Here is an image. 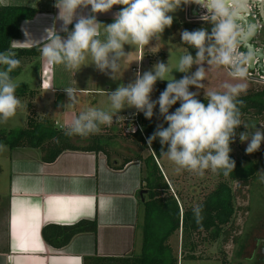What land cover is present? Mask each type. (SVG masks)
Returning <instances> with one entry per match:
<instances>
[{"label":"clouds","instance_id":"9594fccd","mask_svg":"<svg viewBox=\"0 0 264 264\" xmlns=\"http://www.w3.org/2000/svg\"><path fill=\"white\" fill-rule=\"evenodd\" d=\"M228 0H56L55 7L59 9L58 19L63 20L62 31L67 38H62L53 26L47 29V43L41 47V56L50 65L64 64L67 69H80L90 55L92 64L107 74L111 70V78L119 68L120 60L128 54L124 45H135L144 48L153 39H159L165 28L171 27L173 13L181 4H200L212 13V28L195 31L184 30L181 39L197 50L193 57L189 52L183 55L175 70L188 73L192 66L199 67L192 75H185L179 80L173 76L166 79L169 65L163 62L154 65L153 70L142 75L136 73L134 82L127 85L120 84L109 93L111 109L105 111L95 107L79 113L66 135L98 134L101 125L111 126L114 122L125 119L117 116L123 108L134 107L143 112L145 118L153 117V109L159 105V112L167 122L165 128L159 125L148 138V148L159 138L162 146L167 145V151H161L178 169L203 176L205 170L213 173H223L229 176L235 169V161L230 158V144L237 135L236 129L244 125L246 131L239 133L243 143L248 141L246 153L258 151L264 142V127L253 125L254 131H248V125L242 124L241 112L238 104L242 86L225 84V91H207V103L196 97L198 93L189 91L190 86L200 89L204 87L201 81L205 80V62L208 65H235L238 60V37L240 31L234 22L233 16L226 7ZM91 5L93 13L107 12L114 5L123 7L115 14L114 22L105 25L106 38H99V26L95 16H80L74 29L68 32L67 25L72 24L77 9ZM207 14V15H208ZM204 15L201 18L207 16ZM13 41V46L15 45ZM21 61L16 58L12 46L0 52V121L7 122L23 107L20 99L15 95L19 86L11 73L20 67ZM158 80H167L166 89L161 92L157 101L151 100V93ZM71 102L75 90L65 89ZM180 102V107L169 113V109ZM2 147V146H0ZM260 172V180L264 182V171ZM202 208L196 206L193 213L196 223L201 225ZM202 228V225H201Z\"/></svg>","mask_w":264,"mask_h":264},{"label":"crops","instance_id":"0c3cea01","mask_svg":"<svg viewBox=\"0 0 264 264\" xmlns=\"http://www.w3.org/2000/svg\"><path fill=\"white\" fill-rule=\"evenodd\" d=\"M254 1L257 0H228L226 5L234 22L243 24L245 31L244 21H252L247 4ZM55 3L56 0H0V7L24 6L37 11L33 19L22 23V35L14 40V46L12 42L13 49H37L41 53L42 45L47 43L46 30L53 26L62 38H67ZM189 5L182 4L186 8ZM199 7L201 12H207V8L195 3L190 10L196 13ZM121 8L114 5L107 12L93 13L91 5L82 6L72 24L67 25L68 32L80 16L94 15L101 23L99 38L104 40L105 25L114 22ZM141 55L139 51L138 61ZM37 62L39 78L36 87L31 88L36 91L32 103L38 116L53 120L60 128L72 126L86 104V96L113 92L109 85H105L107 90L99 85L100 75L90 55L79 70L67 69L64 64L51 65L46 87L42 82L48 63L41 55ZM35 63L34 60L32 64ZM68 88L75 90L72 102L65 90ZM96 102L102 105V99ZM9 150L10 173L7 187L0 194L7 201L6 212L0 216V264H84L85 257L122 258L141 253L144 210L140 203V161L134 160L118 170L109 165L102 152L68 150L55 162L47 163L38 149ZM114 158L120 163L125 159ZM0 170L4 171L2 167ZM82 220H96L97 232L75 236L62 250L51 248L42 237L43 227L48 224L70 226Z\"/></svg>","mask_w":264,"mask_h":264},{"label":"trees","instance_id":"16d2710c","mask_svg":"<svg viewBox=\"0 0 264 264\" xmlns=\"http://www.w3.org/2000/svg\"><path fill=\"white\" fill-rule=\"evenodd\" d=\"M37 11L33 8L24 6H2L0 7V52H4L12 46V42L19 39L22 35L21 25L24 21L33 19ZM211 17L194 22H180L173 19L171 27H167V32L174 35L175 32L184 30L195 31L206 28L211 32ZM238 37V45L242 44ZM193 57L197 50L182 42ZM16 58L21 61L20 67L11 73L15 80L23 71L25 64L35 60L34 68L39 71L40 65L37 62L41 53L37 49H13ZM247 55L246 49L241 48ZM161 61H165V55L160 54ZM245 63H243L244 65ZM3 67V66H0ZM248 72L253 74L254 70L248 68ZM260 73V72H259ZM264 76V74H260ZM165 83L158 86L157 92L165 90ZM261 87V88H260ZM257 89H250L245 94L239 95L238 104L241 112V120L247 116L255 115L264 120V86ZM15 95L22 100H28L27 105V124L26 127L17 130H0V146H7L11 150L22 148L38 149L43 160L53 163L65 151H90L105 153L108 163L115 169H123L126 164L136 160L142 164V187L145 191L140 198L141 206L144 210L143 241L141 253L137 256L113 258V257H85L84 264H179V253L170 244L173 236L182 234L181 256L182 259L195 261L196 250L198 247L195 235L205 233L207 240L218 243L220 246L228 243L230 239L237 243L239 237L235 236L238 231L236 217L244 208L237 205V199L243 197L242 188L251 187L256 179L259 169L257 162L253 161L248 155L237 159L231 152L230 158L235 161L234 171L227 177L223 173L216 174L219 182L215 189L206 197L200 205L202 208L201 225L196 223L192 207L180 206V192L172 193L171 187L167 183L165 176L160 168L159 162L166 156L161 151H167V145L162 146L159 138L152 142L151 149L148 148V138L155 132L158 125L151 118H145L143 112H139L140 130L135 134H127L135 147L134 157L125 158L122 163L116 160L109 149L115 140L114 135L107 134L106 129L110 126L101 125L98 134L66 135L67 129L60 128L56 123L46 117L38 116L32 100L36 91L32 90L27 84H19ZM207 103V99H199ZM18 111V110H17ZM114 123V122H113ZM131 123V122H130ZM129 123V124H130ZM168 124L165 126V128ZM127 127H129L127 125ZM239 127L236 129L238 131ZM111 130H109V133ZM81 139H88L86 145H80ZM233 143L230 144V148ZM139 151H149V155L143 157ZM159 161V162H158ZM239 187L235 188L234 184ZM141 196V195H140ZM0 205H4L6 212L7 201L0 196ZM246 209V208H245ZM249 210V208H248ZM2 221H0V231ZM98 229L96 220H82L70 226H60L48 224L43 227L42 237L46 244L55 250H62L69 245L71 240L83 233L95 234ZM0 236V241H2ZM205 240V239H204ZM1 247V245H0Z\"/></svg>","mask_w":264,"mask_h":264},{"label":"rangeland","instance_id":"374dc122","mask_svg":"<svg viewBox=\"0 0 264 264\" xmlns=\"http://www.w3.org/2000/svg\"><path fill=\"white\" fill-rule=\"evenodd\" d=\"M192 5V3H190ZM191 5L188 8L182 6V4L177 8L172 15L173 19L184 22V21H194V20H203L206 17L212 16V14H206L207 16L201 18L204 15L196 16L194 11L191 12ZM123 7V6H122ZM181 31H177L174 35H170L165 28L159 39H153L150 41L149 45L144 48H139L135 45H124V51L127 56L123 57L119 62V68L114 73L115 79L111 78V70H107V74L101 72L97 69L98 74L100 75L101 88H105V85H109L112 91H115L120 84L127 85L130 82H134L136 78V72L133 71V68L138 67V52L141 51L142 54V63L140 64V74L142 75L146 71H151L154 68V65L162 62L160 54L165 55V65H169V73L166 74V79H172V76L179 80L185 75H192L198 65H193L188 73L179 72L176 69L179 59L187 54L186 48L182 44ZM238 60L235 65H208L206 62L202 65L205 68V80L201 81L204 84L203 88H196L195 86H190L189 91L198 93L197 99H207L205 92L207 91H225L224 85H239L242 86L244 91L240 95L245 94L250 89H257L260 86H264V81L257 76L256 74H251L247 71V65L245 62L244 65L241 62L245 55L242 52L241 47L237 48ZM241 60V61H240ZM240 61V62H239ZM38 71L35 70L34 64L28 63L23 67L21 75H19L15 82L19 84H27L30 88L34 89L38 80ZM161 83H165L163 87L167 86V80H158L154 85L153 92L151 93V100L157 101L160 94L157 92L158 86ZM261 88V87H260ZM105 90H107L105 88ZM102 99V105L97 104L96 101ZM21 101V99H20ZM23 107L19 108L16 112V115L10 118L7 122L0 121V130H17L20 128L26 127L27 124V105L28 100L21 101ZM89 107H95L105 111H113L111 109L109 94L103 96L89 95L86 96V104L82 108V111L88 109ZM180 107V102L178 101L169 109V113L174 112L177 108ZM137 113V109L134 107H125L117 116L123 115H133ZM114 116V120H116ZM152 119L156 124L163 125L165 127L167 122L164 120L163 116L159 112V105L153 109ZM242 124L248 125V131H254L253 125L259 127H264V120L255 116H247L241 120ZM107 126V125H106ZM106 129L107 134L114 135L115 140L112 143L109 151L112 155L118 156L120 158L134 157L132 148L134 145L130 137H127L126 127H123V124L120 122H114L110 127ZM109 130L111 132L109 133ZM246 131L244 125L239 126L237 135L234 139V142L231 146V153L237 158L240 159L244 155H248L253 161L257 162L259 169L256 175L255 181L252 183L251 187H243L242 195L237 199V205L244 210L240 211L236 217V226H238V231H236L235 236L239 237L237 243H234L232 239L228 241L225 245H219L218 243H212L210 240H207V235L205 233H200L195 235V241L198 244L196 250V259L195 261H188L182 259L181 256V245H182V234L175 235L171 238L170 244L172 247L179 253V264H263L258 259L261 248L264 245V182L260 180V172L264 171V142H262L261 147L258 151L247 154L246 147L248 141L241 142L239 139V133ZM88 139H81L79 141L80 145H86ZM143 157L149 155V151H139ZM10 150L7 146L0 147V194L4 193V190L7 187V176L10 173V164L8 161V155ZM162 167V172L164 173L165 179L169 186L172 188V193L180 192V206L182 207H192L200 206L206 197L215 189L217 183L219 182L216 173H213L210 169L205 170L203 176L197 175L195 173H190L184 169H178V166L165 157L162 161L159 162ZM235 188L239 187L238 183L234 184ZM246 208V209H245ZM249 208V210H248ZM4 210V205H0V212ZM205 239V240H204ZM257 240H259L260 245L257 247L256 252L254 249L257 246ZM259 253V254H258ZM254 256V257H253ZM253 257V258H252Z\"/></svg>","mask_w":264,"mask_h":264},{"label":"flooded vegetation","instance_id":"af4514ba","mask_svg":"<svg viewBox=\"0 0 264 264\" xmlns=\"http://www.w3.org/2000/svg\"><path fill=\"white\" fill-rule=\"evenodd\" d=\"M247 9L249 10L250 19H252V23L254 25V29L252 32H254V35L252 37L251 43L255 44L257 47V52H264V0H257L256 2H249L247 4ZM238 29L240 31V35L244 34L245 32V26L243 24H237ZM239 46L242 48L244 47V44H239ZM247 52V50H246ZM255 74L260 75L259 69H255ZM257 246L254 249L256 252L257 247L260 245L259 240H257ZM264 248V245L261 248L260 254L258 255V259L260 262L264 264V255L262 254V250ZM254 257V256H253ZM252 257V258H253Z\"/></svg>","mask_w":264,"mask_h":264},{"label":"water","instance_id":"95a60500","mask_svg":"<svg viewBox=\"0 0 264 264\" xmlns=\"http://www.w3.org/2000/svg\"><path fill=\"white\" fill-rule=\"evenodd\" d=\"M244 23L246 24V31L244 34L240 35V41L244 44V48L247 50L248 67L250 70H255L257 68L259 69L260 74H264V52H257L256 45L251 43L254 35V32L252 31L255 30V27L251 20H246ZM144 193L145 191L141 192V198ZM262 254L264 255V248Z\"/></svg>","mask_w":264,"mask_h":264},{"label":"built area","instance_id":"2783aa9c","mask_svg":"<svg viewBox=\"0 0 264 264\" xmlns=\"http://www.w3.org/2000/svg\"><path fill=\"white\" fill-rule=\"evenodd\" d=\"M206 14H208V12H205V13L201 12V7L197 8V11L195 13V15L197 17L200 16V15H206ZM209 14H212V13H209ZM194 21H199V20H194ZM194 21H190V22H194ZM241 59H242V61L241 60L240 61L242 63L243 62L246 63V65H247V71H248V68L249 67H248L247 55L245 54L244 57L241 58ZM142 61H143V59H142V55H141V57L139 58V61H138L139 62L138 67L137 68H133V71L134 72L137 73V72H140L141 71L140 64L142 63ZM51 71H52V68H51V65L50 64H48L47 66H45V68H44V79H43V82H42V86L43 87L48 86V83H47L48 80L47 79L49 78V75H50ZM257 76H259L264 81V76H261V75H257ZM123 117H125V119H121V120H119V122L123 124V127H126L125 128L126 134H135L138 130H140V122H139V112H138V110H137V113H135L133 115H128V116L123 115ZM114 122H115V120H114ZM127 125L129 127H127Z\"/></svg>","mask_w":264,"mask_h":264},{"label":"bare ground","instance_id":"6f19581e","mask_svg":"<svg viewBox=\"0 0 264 264\" xmlns=\"http://www.w3.org/2000/svg\"><path fill=\"white\" fill-rule=\"evenodd\" d=\"M234 2V1H233Z\"/></svg>","mask_w":264,"mask_h":264}]
</instances>
